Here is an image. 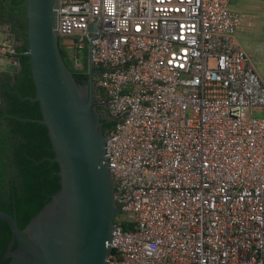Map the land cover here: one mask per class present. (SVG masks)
<instances>
[{"label": "built area", "instance_id": "obj_1", "mask_svg": "<svg viewBox=\"0 0 264 264\" xmlns=\"http://www.w3.org/2000/svg\"><path fill=\"white\" fill-rule=\"evenodd\" d=\"M230 1L59 2L65 49L96 36V96L113 123L121 212L106 264H264V116L252 115L264 81L235 43ZM0 55L17 56L14 40Z\"/></svg>", "mask_w": 264, "mask_h": 264}, {"label": "water", "instance_id": "obj_2", "mask_svg": "<svg viewBox=\"0 0 264 264\" xmlns=\"http://www.w3.org/2000/svg\"><path fill=\"white\" fill-rule=\"evenodd\" d=\"M59 2L24 0L21 5L26 6L28 55L36 86V96L30 99L40 103L43 118L35 121L49 130L61 188L23 228L16 213L0 209V218L12 229L4 254L10 258L7 264H106L121 212L105 149L106 105L97 100L95 89L91 48L96 36L89 34V78L83 84L60 49ZM20 69L16 56L7 66L13 84Z\"/></svg>", "mask_w": 264, "mask_h": 264}, {"label": "trees", "instance_id": "obj_3", "mask_svg": "<svg viewBox=\"0 0 264 264\" xmlns=\"http://www.w3.org/2000/svg\"><path fill=\"white\" fill-rule=\"evenodd\" d=\"M24 0H12L9 14L16 21L14 40L20 71L16 83L7 78L0 84V209L16 213L20 227L30 220L52 199L61 188L60 165L55 158L47 126L35 121L43 118L40 103L32 101L36 86L28 55L26 6ZM63 58L80 83H87V72H76L68 61V52L60 42ZM105 132L112 126L103 119ZM12 168V173L10 170ZM12 239L8 222L0 218V264Z\"/></svg>", "mask_w": 264, "mask_h": 264}, {"label": "crops", "instance_id": "obj_4", "mask_svg": "<svg viewBox=\"0 0 264 264\" xmlns=\"http://www.w3.org/2000/svg\"><path fill=\"white\" fill-rule=\"evenodd\" d=\"M10 0H0V44L6 39L15 40L13 20L9 14ZM231 11L239 13L241 24L235 36V43L250 56L252 63L264 81V0H231ZM10 28L11 31L10 32ZM9 57L0 55V84L11 78L7 66ZM1 101V94H0Z\"/></svg>", "mask_w": 264, "mask_h": 264}, {"label": "rangeland", "instance_id": "obj_5", "mask_svg": "<svg viewBox=\"0 0 264 264\" xmlns=\"http://www.w3.org/2000/svg\"><path fill=\"white\" fill-rule=\"evenodd\" d=\"M88 40V39H87ZM89 47L90 43L87 41L84 47H80V50L78 51V48H71L68 52V61L71 63V65H82V68L87 69L88 68V57H89ZM253 116L261 117L264 116V110L260 111H254L252 113Z\"/></svg>", "mask_w": 264, "mask_h": 264}, {"label": "flooded vegetation", "instance_id": "obj_6", "mask_svg": "<svg viewBox=\"0 0 264 264\" xmlns=\"http://www.w3.org/2000/svg\"><path fill=\"white\" fill-rule=\"evenodd\" d=\"M71 45V44H70ZM72 49L73 48H78L77 46H76V44H74V43H72V45L70 46ZM84 47V46H83ZM71 48H66V50H67V52H69V50L71 49ZM80 50V48H78V51ZM74 68H75V71L76 72H89V57H88V68L87 69H84V68H82V65L80 66L79 64H77V65H74L73 66ZM10 173H12V168H11V170H10Z\"/></svg>", "mask_w": 264, "mask_h": 264}]
</instances>
